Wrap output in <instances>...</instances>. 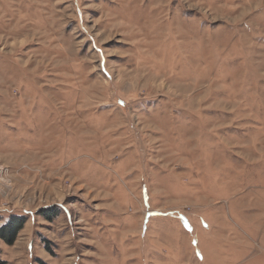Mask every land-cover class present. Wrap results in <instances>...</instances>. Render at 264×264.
I'll return each mask as SVG.
<instances>
[{
  "label": "rangeland",
  "instance_id": "1",
  "mask_svg": "<svg viewBox=\"0 0 264 264\" xmlns=\"http://www.w3.org/2000/svg\"><path fill=\"white\" fill-rule=\"evenodd\" d=\"M14 218L5 264H264V0H0Z\"/></svg>",
  "mask_w": 264,
  "mask_h": 264
},
{
  "label": "trees",
  "instance_id": "2",
  "mask_svg": "<svg viewBox=\"0 0 264 264\" xmlns=\"http://www.w3.org/2000/svg\"><path fill=\"white\" fill-rule=\"evenodd\" d=\"M25 221L21 218H14L5 227L0 228V237L8 244L11 245L16 240V235L22 229ZM0 264H5L0 258Z\"/></svg>",
  "mask_w": 264,
  "mask_h": 264
},
{
  "label": "bare ground",
  "instance_id": "3",
  "mask_svg": "<svg viewBox=\"0 0 264 264\" xmlns=\"http://www.w3.org/2000/svg\"><path fill=\"white\" fill-rule=\"evenodd\" d=\"M192 32V31H191Z\"/></svg>",
  "mask_w": 264,
  "mask_h": 264
}]
</instances>
